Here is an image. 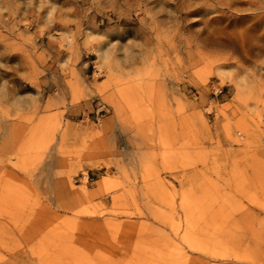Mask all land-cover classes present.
Wrapping results in <instances>:
<instances>
[{
  "label": "rangeland",
  "instance_id": "1",
  "mask_svg": "<svg viewBox=\"0 0 264 264\" xmlns=\"http://www.w3.org/2000/svg\"><path fill=\"white\" fill-rule=\"evenodd\" d=\"M0 264H264V0H0Z\"/></svg>",
  "mask_w": 264,
  "mask_h": 264
}]
</instances>
